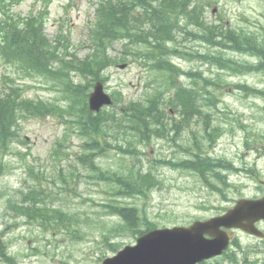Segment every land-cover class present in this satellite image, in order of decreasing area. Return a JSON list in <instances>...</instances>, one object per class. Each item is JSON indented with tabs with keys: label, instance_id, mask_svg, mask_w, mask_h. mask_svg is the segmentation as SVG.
Wrapping results in <instances>:
<instances>
[{
	"label": "rangeland",
	"instance_id": "1",
	"mask_svg": "<svg viewBox=\"0 0 264 264\" xmlns=\"http://www.w3.org/2000/svg\"><path fill=\"white\" fill-rule=\"evenodd\" d=\"M29 1L30 0H28V2ZM217 2L219 3L217 14H223L222 9H224V11L228 9L230 24L238 27L245 26L247 22L250 20L253 21V19L257 17L258 20H260V16L264 12V0H217ZM64 14V11L60 7L52 8L50 17L51 22L49 23V27L54 28L51 26L52 21L63 16ZM208 15L212 16L211 9H208ZM73 16L76 20H82L84 18L82 14H74ZM247 26L251 30L255 29L254 24H248ZM189 47L198 49L200 44L190 43ZM182 65L187 70H189L191 67H194L195 69L202 68L203 70L207 68V65H200V68L199 64L196 62H193L192 64L183 63ZM144 73V71H141L136 67H129L126 70H121V72L114 71L113 80L111 79L109 87L111 90H113L118 85H121L123 94L126 96L127 100L140 98L144 92ZM182 80L184 83H191V79L188 77H182ZM255 80L256 76H253L248 79V82L253 84ZM235 81H238V79H235ZM34 92L47 93V91L44 90H37L33 91L31 96H34ZM223 98L227 99L229 107L233 110L238 109L235 105H244L246 102L242 99L241 94L235 93L230 89L224 90ZM239 100H241L244 104H242ZM255 101L258 100L255 99ZM258 102L261 103L260 101ZM261 105L263 104L261 103ZM58 132L61 133V131ZM33 142L34 144H31L33 153L35 155H41L44 157L45 151L48 148L47 142H40V140L36 138L33 140ZM260 148L264 149V142L261 144ZM260 148L257 147L258 150ZM26 150V147H21V151L25 152ZM147 152L150 153V159L178 158V155H174L173 149L169 148L165 142H160L153 148L148 147ZM224 152L229 154L226 148ZM256 160H258V167L262 173L260 174L262 179L256 173H251V177L246 180L242 177L236 178V182L243 183V188H241V193H237L235 191L230 193L229 197L231 202L229 203L224 202V200L219 196L211 197V194L205 188H201V181L197 176H193L194 174H191L186 170H174L169 167L161 169V175L164 179V188L160 191H156V193L153 195L155 202L152 207L155 217L159 214L161 215L156 218L159 221L158 224H160V226L166 225L169 227L173 225H188L199 218L206 219V217L218 214L220 212L219 207H228V205H232L233 207L234 201H238L240 198L254 196L256 189L261 184L259 180L261 179L264 181V155L257 156ZM106 164L110 167L115 166V163L112 161L111 157H108ZM13 168L14 171L11 173V180H13V183H17L20 181V178L17 176L18 171L16 169L19 168L15 164H13ZM95 191L96 190L92 189V186L89 188L87 187L81 199H75L70 202L72 211L75 215H77V217L80 216L81 218L89 219L90 222L88 223L81 222L79 229L81 231L83 230L84 234L90 238L93 245L68 240L64 245L61 243L58 248H55L53 246L55 239H51V237L48 236L47 238L50 239L49 242V240H47L42 235L36 237V231L31 232L29 228L27 229L24 227L15 232L16 235L27 237L22 242L17 244L15 251L27 253L31 251V249L37 247L40 249V252L29 254L31 257H26L25 255L19 254V264H66L67 261L70 262L69 264H98L97 260L88 257V254L94 249L97 250V248H99L101 245L97 244V241L102 240V227L101 223L99 222L102 221L101 217H103V214L101 207L93 204L91 200L87 199H91L92 197L97 202H99L102 199H107V195H103ZM205 208H208V210H205ZM26 230L29 232L26 233ZM125 237V235L123 237L119 236L117 241H122L124 244H131L134 242L133 238ZM69 238L70 237H67L65 234H60L57 236L56 240L58 242H63ZM241 238H243L244 241L246 240L245 242L243 241L245 246H247L248 243L255 242V240L247 239L245 236H241ZM86 241L87 240L85 239L84 242ZM249 255V258L252 260L257 258L255 252H250ZM96 258H98L97 255Z\"/></svg>",
	"mask_w": 264,
	"mask_h": 264
},
{
	"label": "trees",
	"instance_id": "2",
	"mask_svg": "<svg viewBox=\"0 0 264 264\" xmlns=\"http://www.w3.org/2000/svg\"><path fill=\"white\" fill-rule=\"evenodd\" d=\"M194 0H177V3H181L183 11L188 8ZM189 5V6H188ZM159 17L164 18L167 22L169 21V15L167 14H158ZM207 40H213V36L207 38ZM221 65V61H219ZM98 63L100 65L105 64V58L99 57ZM88 71L89 65L84 63ZM197 97H186L183 100V107L186 112L187 121L193 118L194 115L201 117L200 107L196 106ZM15 104V102H14ZM76 105L75 103L72 104ZM39 104L30 101L22 100L19 103V108L28 111L29 113L34 114L36 108ZM197 108V110L195 109ZM150 109V108H147ZM147 109L139 108L136 115L141 116L142 120H145L151 117L150 111ZM57 117L64 119L69 115V119H66L67 124H73V130L79 138L85 140L83 148L89 151H97L95 154H87L85 151L77 156V162H69L70 165L64 166L62 164L63 160L69 159L70 153L65 152L63 148L67 146L69 141V134L64 135L59 141H57V150H55L51 156L56 162H61V170L51 173L49 176H44L39 173H35V168L29 166L28 173L31 178H33L32 184L24 192H19L15 194V197L9 200L10 196L6 197L7 207H11L14 210L10 216L15 219L14 225L18 224V219L24 220L27 224H35L43 232L59 231L62 227L68 226L72 227V222L74 221V216L69 213V210H64L59 208L60 205L55 204V200L59 199L63 195V200L66 203V208H69L68 199L71 198L67 192L75 191L76 182H80L79 178L81 177H97L99 180H113L118 181L117 188L114 189V196L116 200L111 205H104L110 209L112 215L117 214L121 219L119 223L113 224L105 228L106 234L103 238L104 243L108 245V248L112 251H116L121 248L122 243L117 241L111 242L114 239H118L119 235L127 234L130 237L136 238L137 235L142 234L145 231L157 228L158 225L153 222L146 208H142L141 211L138 207H128L119 203V199H148L153 188L157 187L159 181L156 178L152 169L146 170L137 163H132L130 166H126L125 170L121 167L116 169H107L104 170L103 167L99 164V156L105 155L104 151H107V145L99 140L104 134H106L109 129L101 125L100 120L94 118H86L84 120V115H82L81 109L77 108L76 113L67 111L62 107L53 108ZM35 116L38 118L43 117L44 115H38L35 113ZM136 118V117H135ZM185 119V118H184ZM9 122V120L7 121ZM186 122V119L184 120ZM9 124H13V120H10ZM19 137L15 133H2L0 131V172L2 168L6 167L2 158L5 154L11 149L12 141H15V138ZM90 137L91 140H87ZM10 143V145H9ZM200 141H197V146H199ZM61 149L63 152H61ZM79 165H78V164ZM208 166L213 169L211 163H208ZM194 169L200 172L202 167H197L193 165ZM203 173L207 169L201 170ZM45 173V170L42 171ZM201 173V172H200ZM103 177V178H102ZM222 180V178H219ZM51 180V182L49 181ZM61 182L60 184H57ZM221 187L217 185H211L212 189L215 191L223 192L224 188L227 187L226 180L220 181ZM62 192V193H61ZM0 198L2 196L0 195ZM14 198H18L17 200ZM9 200V201H8ZM0 201H3L1 199ZM58 201V200H57ZM63 208V207H62ZM141 212V217L140 213ZM145 228L144 230L142 228ZM85 241V239H82ZM39 250L36 249L35 252ZM1 256L4 261L10 264H16L11 256H9L7 251V246L4 244L0 245ZM105 255H102L103 258Z\"/></svg>",
	"mask_w": 264,
	"mask_h": 264
},
{
	"label": "water",
	"instance_id": "3",
	"mask_svg": "<svg viewBox=\"0 0 264 264\" xmlns=\"http://www.w3.org/2000/svg\"><path fill=\"white\" fill-rule=\"evenodd\" d=\"M251 210L248 225L238 222V213L244 208ZM264 219V202L241 201L227 215L207 223L197 222L190 228L156 230L138 239L134 247H126L118 256L104 264H197L220 253L227 243V234L221 226L243 227L255 233L254 222ZM205 234L214 236L207 239Z\"/></svg>",
	"mask_w": 264,
	"mask_h": 264
}]
</instances>
